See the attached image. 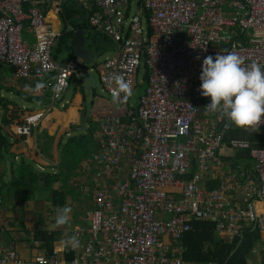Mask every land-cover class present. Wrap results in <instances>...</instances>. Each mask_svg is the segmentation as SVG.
I'll use <instances>...</instances> for the list:
<instances>
[{"label": "built area", "instance_id": "2783aa9c", "mask_svg": "<svg viewBox=\"0 0 264 264\" xmlns=\"http://www.w3.org/2000/svg\"><path fill=\"white\" fill-rule=\"evenodd\" d=\"M63 2L58 0L59 8ZM41 3L0 0V70L2 64L11 65L18 78L33 82L38 96L45 95L54 73V105L66 108L71 104L64 98L72 78L84 79L85 71L76 62L55 60L62 33L52 29ZM77 3L90 13L89 23L96 31L118 44V53L99 67L102 91L113 98L114 77L123 76L132 94L119 93L124 117L109 115L100 121L102 138L94 160L114 182L96 190L90 227L74 232L80 240L75 256L67 260L41 255L36 262L187 264L181 239L193 230L195 220L214 221L225 239L242 237L247 228L264 232V211L259 212L254 201L258 197L264 202V146L249 139L229 141L255 160L258 187L248 190L245 211L229 195L230 182L206 188L202 172L219 163L218 151L226 139L218 121L202 106L210 98L199 91L202 61L209 55L234 53L244 66L256 62L264 71V37L243 39L249 29H264V0H143L145 12L140 8L139 13L138 0ZM26 29L37 36L32 45L24 36ZM141 68L148 72V81L133 105L136 85L144 81H138ZM257 128L264 134V117ZM127 160L132 165L122 177ZM1 187L0 179V205ZM0 264L26 261L16 249L0 246Z\"/></svg>", "mask_w": 264, "mask_h": 264}, {"label": "crops", "instance_id": "0c3cea01", "mask_svg": "<svg viewBox=\"0 0 264 264\" xmlns=\"http://www.w3.org/2000/svg\"><path fill=\"white\" fill-rule=\"evenodd\" d=\"M74 1L78 8L88 13L90 18V13L80 7L78 0ZM40 6L46 11L52 29L63 34L64 23L60 15L61 8L58 6V0H42ZM69 29L72 30V27ZM92 29L101 33L93 27ZM24 36L30 45L37 41L36 34L27 29ZM112 42L116 52L107 55L101 61L97 59L99 62L97 71L106 58L118 53V44L113 40ZM85 47L90 48L87 46V39ZM77 58L76 63L81 65L80 67L84 68L85 72L90 70H86L84 65H93L96 61L94 57L93 63L85 64L78 56ZM65 59L66 56L63 53L58 62L66 63ZM6 66L8 64H2L0 70V107L2 109L0 131L4 137H9L11 146L0 149V179L3 196V202L0 205V246L16 249L26 264H38L36 258L41 255H56L69 260V256H75L76 250L64 249L59 242L74 236L77 229L90 227L96 190L111 186L114 182L113 176L95 162L93 155L99 149L102 138L101 119L108 115L124 117L123 102L118 99L117 103L121 104L119 106L110 104L106 107L92 108L90 115L87 112L88 119L84 129H89L86 136L90 137L93 146L90 150L92 155L88 156L87 152L73 149V146H76L83 136L79 132L81 130L73 128L82 124V110L85 109V102L89 101L84 90L82 88L76 90L69 99L71 101L69 107H57L53 99L54 73L49 75L50 87L45 95L38 96L32 81L18 78L14 68L10 65L12 69L8 71ZM140 72H142L141 78L143 77L144 81L138 79L139 82L135 89L144 86L145 90L147 71L141 68ZM82 80L85 82V79ZM26 97L35 98L30 101ZM37 97L41 98L38 100ZM11 102L24 109L45 111L33 141L28 140L29 144H33V150L27 151L30 156L23 153L24 148L29 149L26 147L27 139L21 138L16 141V132L19 134L17 128L13 125H5L3 122V104ZM92 103H95V100ZM207 116L218 121L220 132L226 140L218 151L219 163H212L207 170L202 172V182L208 189H215L224 182H230L232 190L229 195L241 211H245L248 190L258 187L255 160L249 151L232 148L229 141L235 138L249 139L255 145L264 146V134L258 128L231 126L225 129L227 120L223 114L207 113ZM90 121L99 124L97 131L94 132ZM34 151L39 154V157L33 158ZM131 165L132 161H125L121 170L122 177L127 176ZM198 171L195 162L193 172ZM33 174H46L47 179L43 177L35 179ZM254 201L257 210L264 211V202L258 197H255ZM64 206H70L73 210L71 223L60 228H53L56 209ZM261 232L263 242L254 250L251 264H264V232Z\"/></svg>", "mask_w": 264, "mask_h": 264}, {"label": "trees", "instance_id": "16d2710c", "mask_svg": "<svg viewBox=\"0 0 264 264\" xmlns=\"http://www.w3.org/2000/svg\"><path fill=\"white\" fill-rule=\"evenodd\" d=\"M138 5L144 11L143 0H138ZM63 23L64 31L58 40L55 47L54 58L56 61L62 58V54L66 56L64 62H71L78 59L74 51L75 32L79 29H84L86 33L87 46L93 50V56L96 61L93 65H84L86 70L94 69L98 73L97 67L99 62L97 59L105 54V44L112 45V40L102 34L95 32L89 25V15L82 9L78 8L74 0H64L61 6L60 13ZM72 27V30L69 29ZM149 33L152 34L149 27ZM61 54V55H60ZM61 56V57H60ZM148 72L145 74V80L148 81ZM75 81L81 88H84V81L81 78L75 77ZM96 96V90H93ZM28 100H33L35 97H26ZM37 97L36 99H40ZM210 102V99L202 101L203 108ZM4 115L2 117L5 125H13L19 131L16 132V141L19 139H27L26 147L23 153L30 156L27 151L33 150V144H29L40 127L41 119L45 115L43 110L24 109L20 105L11 102L4 103ZM14 133V132H13ZM12 134V133H11ZM83 136L81 137L82 140ZM70 144V143H69ZM11 146L9 137H4L0 131V149ZM39 157V154L34 151L33 158ZM34 178L43 177L47 179L46 174H33ZM193 230L186 233L181 239L185 250L182 254L183 260L187 264H251L250 261L254 256V250L260 243L263 242L262 232L259 229L247 228L242 237H233L232 239H225L217 233L216 223L214 221L195 220L192 222ZM74 255L69 256L71 260Z\"/></svg>", "mask_w": 264, "mask_h": 264}, {"label": "clouds", "instance_id": "9594fccd", "mask_svg": "<svg viewBox=\"0 0 264 264\" xmlns=\"http://www.w3.org/2000/svg\"><path fill=\"white\" fill-rule=\"evenodd\" d=\"M117 91L113 101L119 99V93L130 96L132 88L123 76L114 77ZM200 95L210 98L204 107L206 113L223 114L226 117L225 129L257 128L264 117V71L261 65L252 62L244 66L241 57L234 53H218L215 57H205L199 77ZM72 208L58 207L53 228H60L71 223ZM60 246L76 250L80 247L77 236L62 239Z\"/></svg>", "mask_w": 264, "mask_h": 264}, {"label": "rangeland", "instance_id": "374dc122", "mask_svg": "<svg viewBox=\"0 0 264 264\" xmlns=\"http://www.w3.org/2000/svg\"><path fill=\"white\" fill-rule=\"evenodd\" d=\"M141 15L143 16L144 14L141 13ZM263 37H264V29H259V28H257V29H249L243 35V39H247L249 41H253V40H256V39L263 38ZM105 46H106V49H107L106 53L101 58L98 59L99 61L103 60L107 55L116 52L114 44L112 46L111 45L108 46L107 44H105ZM54 53H55V50H54ZM11 69L12 68H11L10 65L6 66V70L9 71ZM94 75L96 76V78L99 77L97 72H95ZM141 76H142V72H140L139 75H138V79L139 80L141 79ZM83 83H85V82H83ZM78 88L81 89V86L76 83L75 78L73 77L72 80H71V85L68 88V91L66 92L64 100L66 101V100L71 99L73 94L76 92V90ZM83 90H84V92L86 93V96L89 99V101L85 102V104H84L85 109H87L88 115H90L92 108L106 107L107 105L110 106V104H112L114 106L115 105L116 106L121 105L120 103H117V101L114 102L113 98H111L110 95H108L107 93L102 91L101 85L99 83V79H98L97 88L95 89L96 90V96H94V92L92 90L89 91L87 88H85V84H84ZM143 92H144V86L139 87V88L134 90L133 96L130 99L131 103L133 105L137 104V102L139 100V97L143 94ZM93 100H95V103H92ZM57 107H60V105H57ZM67 107H69V106H67ZM91 125L93 126L94 132L97 131V129H99V124L97 122L92 121ZM80 126H81V124H80ZM73 129H76V126ZM87 131H89V129H82L81 131H79L83 135V138H82L81 141H79L77 143L76 146H73V149H76V150H78L80 152L81 151H84L85 153L87 152L88 156H91L92 155V151H90V150L93 149V146L91 144L92 140L89 139L90 137L86 136ZM75 132H77V131H75ZM90 134H92V132H90ZM70 146L72 147V144ZM93 157H94V155H93ZM159 215H161L164 219H167V218L170 217L169 214H159Z\"/></svg>", "mask_w": 264, "mask_h": 264}, {"label": "water", "instance_id": "95a60500", "mask_svg": "<svg viewBox=\"0 0 264 264\" xmlns=\"http://www.w3.org/2000/svg\"><path fill=\"white\" fill-rule=\"evenodd\" d=\"M136 12L139 13L140 7L138 3H135ZM86 38L85 31L78 30L75 34V53L85 64H91L94 62L93 52L90 48L85 47ZM85 79L86 88L89 90L97 88V78L92 71H86L83 73ZM87 111L85 109L82 110V124L80 127H76V130H82L86 126L87 122Z\"/></svg>", "mask_w": 264, "mask_h": 264}]
</instances>
